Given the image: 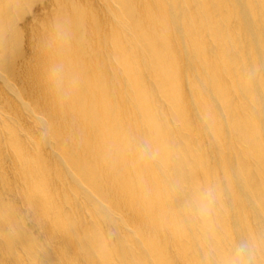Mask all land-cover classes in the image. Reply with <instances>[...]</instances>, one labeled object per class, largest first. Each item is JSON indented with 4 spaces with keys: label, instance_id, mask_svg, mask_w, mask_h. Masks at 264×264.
Wrapping results in <instances>:
<instances>
[{
    "label": "bare ground",
    "instance_id": "bare-ground-1",
    "mask_svg": "<svg viewBox=\"0 0 264 264\" xmlns=\"http://www.w3.org/2000/svg\"><path fill=\"white\" fill-rule=\"evenodd\" d=\"M28 1L0 0V264H264V0Z\"/></svg>",
    "mask_w": 264,
    "mask_h": 264
},
{
    "label": "rangeland",
    "instance_id": "rangeland-1",
    "mask_svg": "<svg viewBox=\"0 0 264 264\" xmlns=\"http://www.w3.org/2000/svg\"><path fill=\"white\" fill-rule=\"evenodd\" d=\"M40 0H29L27 2V5L29 8H33ZM22 14L18 13L16 14L15 20L9 22L8 28L10 30V33H13V54L19 55L21 54V47L18 45L23 41V32H24V26L23 23L20 22Z\"/></svg>",
    "mask_w": 264,
    "mask_h": 264
}]
</instances>
